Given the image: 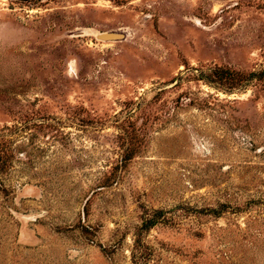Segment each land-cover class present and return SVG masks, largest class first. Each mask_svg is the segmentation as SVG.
<instances>
[{
	"label": "rangeland",
	"instance_id": "374dc122",
	"mask_svg": "<svg viewBox=\"0 0 264 264\" xmlns=\"http://www.w3.org/2000/svg\"><path fill=\"white\" fill-rule=\"evenodd\" d=\"M0 153V264H264V0H0Z\"/></svg>",
	"mask_w": 264,
	"mask_h": 264
},
{
	"label": "trees",
	"instance_id": "16d2710c",
	"mask_svg": "<svg viewBox=\"0 0 264 264\" xmlns=\"http://www.w3.org/2000/svg\"><path fill=\"white\" fill-rule=\"evenodd\" d=\"M6 161L7 160L4 157V154L0 153V171H2L5 168Z\"/></svg>",
	"mask_w": 264,
	"mask_h": 264
},
{
	"label": "water",
	"instance_id": "95a60500",
	"mask_svg": "<svg viewBox=\"0 0 264 264\" xmlns=\"http://www.w3.org/2000/svg\"><path fill=\"white\" fill-rule=\"evenodd\" d=\"M102 38H114V37H117L116 34L115 36H113L112 34H107V35H102L101 36Z\"/></svg>",
	"mask_w": 264,
	"mask_h": 264
},
{
	"label": "bare ground",
	"instance_id": "6f19581e",
	"mask_svg": "<svg viewBox=\"0 0 264 264\" xmlns=\"http://www.w3.org/2000/svg\"><path fill=\"white\" fill-rule=\"evenodd\" d=\"M113 36H115L114 34H112ZM102 38V37H101Z\"/></svg>",
	"mask_w": 264,
	"mask_h": 264
}]
</instances>
